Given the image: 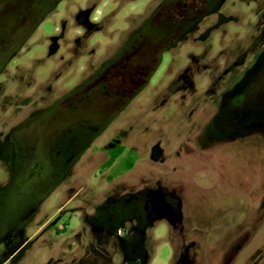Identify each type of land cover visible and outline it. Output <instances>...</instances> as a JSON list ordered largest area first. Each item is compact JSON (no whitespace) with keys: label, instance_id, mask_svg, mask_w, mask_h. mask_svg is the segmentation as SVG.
I'll return each instance as SVG.
<instances>
[{"label":"rangeland","instance_id":"374dc122","mask_svg":"<svg viewBox=\"0 0 264 264\" xmlns=\"http://www.w3.org/2000/svg\"><path fill=\"white\" fill-rule=\"evenodd\" d=\"M0 264H264V0H0Z\"/></svg>","mask_w":264,"mask_h":264},{"label":"trees","instance_id":"16d2710c","mask_svg":"<svg viewBox=\"0 0 264 264\" xmlns=\"http://www.w3.org/2000/svg\"><path fill=\"white\" fill-rule=\"evenodd\" d=\"M122 152V147L116 146L110 149V158L106 162V165H111L113 162L116 160V158L121 154ZM132 166V160L128 161L127 167L130 168Z\"/></svg>","mask_w":264,"mask_h":264},{"label":"flooded vegetation","instance_id":"af4514ba","mask_svg":"<svg viewBox=\"0 0 264 264\" xmlns=\"http://www.w3.org/2000/svg\"><path fill=\"white\" fill-rule=\"evenodd\" d=\"M202 1L208 3L211 2L212 0H202ZM185 7H188V3H185Z\"/></svg>","mask_w":264,"mask_h":264}]
</instances>
